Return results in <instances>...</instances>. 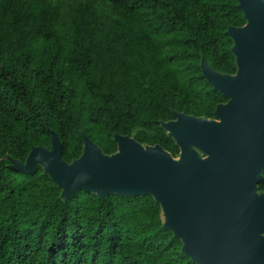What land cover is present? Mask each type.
<instances>
[{"label": "trees", "instance_id": "trees-1", "mask_svg": "<svg viewBox=\"0 0 264 264\" xmlns=\"http://www.w3.org/2000/svg\"><path fill=\"white\" fill-rule=\"evenodd\" d=\"M239 1L88 0L66 21L64 0H0V264H197L152 195L78 190L65 201L42 165L25 174L13 160L50 148L52 131L68 163L83 134L108 155L118 133L177 157L162 123L217 119L228 101L202 62L236 74L227 31L247 23Z\"/></svg>", "mask_w": 264, "mask_h": 264}, {"label": "water", "instance_id": "water-1", "mask_svg": "<svg viewBox=\"0 0 264 264\" xmlns=\"http://www.w3.org/2000/svg\"><path fill=\"white\" fill-rule=\"evenodd\" d=\"M238 7L247 23L227 31L236 74L202 62L204 76L228 97L217 105V119L176 112L162 123L180 159L118 133V151L108 155L83 134V154L68 163L52 131V146H34L25 162L13 160L14 169L35 174L42 165L65 201L78 190L101 198L150 194L162 206L164 227L197 264H264V0H240Z\"/></svg>", "mask_w": 264, "mask_h": 264}, {"label": "rangeland", "instance_id": "rangeland-1", "mask_svg": "<svg viewBox=\"0 0 264 264\" xmlns=\"http://www.w3.org/2000/svg\"><path fill=\"white\" fill-rule=\"evenodd\" d=\"M88 0H64V4H63V17L64 20H68L70 17V11L72 9V6L75 4H79V3H83L86 2ZM101 8V6H99V9ZM106 15V14H103ZM202 156H204V154H202ZM175 159H180V154L177 157H174ZM164 219L166 220V216L164 215Z\"/></svg>", "mask_w": 264, "mask_h": 264}]
</instances>
